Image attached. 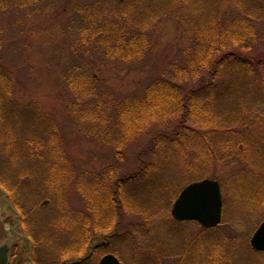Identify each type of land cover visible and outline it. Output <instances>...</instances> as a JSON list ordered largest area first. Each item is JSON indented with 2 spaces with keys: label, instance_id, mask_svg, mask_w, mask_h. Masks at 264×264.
I'll return each instance as SVG.
<instances>
[{
  "label": "rangeland",
  "instance_id": "obj_1",
  "mask_svg": "<svg viewBox=\"0 0 264 264\" xmlns=\"http://www.w3.org/2000/svg\"><path fill=\"white\" fill-rule=\"evenodd\" d=\"M80 1L90 0H47L40 3L35 14H28L25 0H0V107L3 108L0 109V125L2 121L5 123L4 128L0 126V180L7 183L8 179H14L16 172L24 174L25 168L33 172L34 179L32 184L30 180L27 182L31 196L27 197L26 188L23 190L26 204L24 216L19 212L20 225L16 224V227L18 221L14 220V213L3 197L4 192L8 193L6 197L11 200L9 192L0 185L4 191H0V245L8 240L14 241L18 236L17 231L25 234L22 225L28 226L30 237L35 242L40 241L38 236L44 239L41 243L43 251L37 243L33 254L28 239H20L14 245L9 264H27L28 261L31 264L34 255L35 264H48V260L44 259L50 258L55 260H50L51 264L82 262L87 254H79L75 249L83 242V236L79 239L72 233L74 225L78 229L83 228V233L90 231V228L86 230L83 226V220L87 219H91V225L94 219L98 220L94 224L100 227V233H93L95 240H92L89 248L93 254L81 264H98L100 257L106 253L116 254L123 264H264V254L253 252L249 244L252 233L264 219V169H254L264 168V126H261L264 122L257 120L253 123V133L246 135L248 142L241 146L240 150L250 151L251 159L242 160V154L225 157L221 152L218 161L206 169L198 158L201 150L197 151L190 134L185 132L186 125L190 128L189 133L196 132L200 127L194 121V116L187 115L184 124L181 121L179 126L177 122L183 119V114L170 119L166 116L160 120H149L140 133L123 147H113L104 142L96 130L103 133L107 130L111 139H122L124 128L128 126L133 130L139 123L137 118L127 121L130 112L118 116L117 113L123 111L119 110L113 118L103 121L104 124L95 122L96 126L91 127L94 122L89 120L83 122L81 128L68 113L70 99L77 98V91L81 89L87 90L86 95L92 97L98 92L93 87L98 86L82 88L84 84L79 81L80 72L89 69L85 64L91 62L78 64L79 58L75 61L71 50L70 41L78 36L74 30L78 20L74 18L73 29L66 19L72 7ZM99 1L108 7V15L112 17L114 7L127 0ZM162 1L165 0H154V6ZM220 1L225 15L240 16L248 11L241 3ZM247 2L250 5L251 2ZM257 4L258 8H264L262 3ZM74 16L77 14L74 13ZM157 20L148 31L152 39L147 56L149 60L117 65L111 61L103 64L98 61L92 70L89 69L91 73L94 72L91 76L96 75L101 78V84L113 89L112 99L120 96L119 91H140L156 73V65L162 66L167 57L171 59L177 56L178 50L191 44L193 35L190 26L179 13ZM246 21L260 34L256 52L260 53L264 50V13L255 22L250 16ZM238 48V44L227 43V49ZM166 69L168 67H164V71ZM244 78L248 80V77ZM71 82L76 88L71 86ZM228 91L233 93L227 94V87L219 89L213 101L222 122H232V111L239 103L251 100L243 88H230ZM261 98L264 100V95ZM36 102L39 106L34 108ZM90 103L91 106L95 104L94 101ZM6 109L10 111L8 118L5 117V113H8ZM256 114L251 113L250 118ZM15 133L24 136L19 135L17 139L20 142L11 144V137ZM25 133L36 139H44L40 146L32 143L33 151L41 154L43 159L25 153ZM157 133L174 138V143L154 146L160 139ZM47 139L55 143L59 141L57 145L65 151L63 154L67 159L62 161V166L69 168L70 175L61 173L59 178L58 197L54 194V185L48 181L51 168H48L49 159L45 158L50 157L51 145ZM175 145L177 147H172ZM146 165L153 166L152 177L135 179L140 168ZM108 171L115 172L112 180L103 175ZM101 175L105 177V186L112 184L117 204L115 214L104 231L101 225L105 219H99L96 214L97 209L98 214H103L101 205L91 204L94 189L90 188L89 195H86V184L92 185L100 180L97 186L101 191ZM204 178L218 181L223 196L222 220L219 225L209 229L196 221H177L171 216L172 204L182 188ZM154 187L157 193L153 192ZM20 193L21 189L16 193L19 198ZM151 194H158V198L147 206L153 198ZM44 199H49V203L46 204ZM97 200L95 195L94 202ZM11 201L13 203V199ZM128 202L136 209L131 208ZM145 202L143 208L137 209ZM13 206L17 209L14 203ZM149 208L152 210L149 211ZM70 211L71 214L74 212V220L67 221L66 226L56 222V219L65 216L64 212L70 214ZM84 212H87L85 216ZM49 235L47 241L45 237Z\"/></svg>",
  "mask_w": 264,
  "mask_h": 264
},
{
  "label": "trees",
  "instance_id": "obj_2",
  "mask_svg": "<svg viewBox=\"0 0 264 264\" xmlns=\"http://www.w3.org/2000/svg\"><path fill=\"white\" fill-rule=\"evenodd\" d=\"M43 1L47 2V0H25V9L29 10L28 14H35L40 3ZM231 1L243 4L248 10L247 13L245 15L242 13L240 16L233 14L225 15L222 11L220 0H165L157 6H154V0H127L123 1L120 5H116L113 9V16L109 17L108 7L99 0L76 3L75 7H72V10L69 12V18L66 19L73 29L75 28L72 25L74 18L78 20V23H75L76 28L74 29L78 36L76 39L70 41L71 50H73L72 53L75 55V61H78L77 58H79L78 64L91 62L90 64H85L88 65L90 70H92L95 62L98 61L101 64L111 61L117 65L118 63L145 62L149 60L147 56L150 54L152 39L148 31H150L152 26L154 27L157 19L160 20L163 16L172 13H179L185 22H187L190 26L193 39L191 44L177 51L179 53L177 56L171 59L167 57L162 66L156 65V73L145 83L144 88L142 87L140 91H129L128 93L119 91L118 95L120 96L116 99H112L111 97L112 88L106 87L104 83L101 84V78H97L96 75L91 76L94 72L91 73L89 69L82 70L80 72L81 77L79 78V81L84 84L82 88L98 86L93 87L98 92H95L92 98L90 95H86L87 90L81 89L77 91V98L73 99L71 97L69 103V106H71L68 108V113L74 118L75 123L81 126V128L84 125L83 122L89 120L94 123L100 122L104 124L103 121H107L109 117L113 118V115L115 116L119 110L123 111L117 113L118 116H123L130 112L127 121L137 118L139 123L133 130H130L128 126L124 128L122 139L119 137L111 139V135L107 130L104 133L101 130H96L98 137H101L104 142L113 147H119V145L123 147L125 143L132 140L133 136L135 138L140 133V129L149 123V120H160L166 116H169L170 119L175 117V115L183 114V119L180 118L177 122V126H179L178 123L180 122L181 124L182 121V124H184V118L190 115L194 116V121L200 127L196 129V132L189 133L190 128L186 125L185 132L190 134V138L196 144L197 151L201 150V155L199 154L198 158L201 159L200 163H202V167L205 169L207 167L210 168L212 163L215 164L218 161L221 152L225 154V157L230 155V158H232L235 155L239 156L242 154L240 156L242 160L245 158L251 159L252 155L250 151L240 149L241 146H244L245 142H248L247 136L253 133V123L257 120L264 122V100L261 98L264 95V50L256 53L257 49H259L257 37L259 38L260 34L246 20H249L250 16L252 22H255L258 16L260 17L264 13V8H258L257 4V2L262 3V6H264V0ZM247 1L252 4L250 3L249 5ZM29 6L30 8H28ZM74 13L77 16H74ZM228 42L238 44L239 48L237 50L227 49ZM222 49L225 50L220 52ZM164 67H168V69L164 71ZM244 76L248 77V80H245ZM71 86L76 88V85L74 86L72 82ZM226 87L227 94L229 95L233 93L228 91L230 88H243L248 92L251 99L247 103H239L237 108L232 111V122H222L220 120L221 117L218 116L216 107L213 106V101L218 90L225 89ZM88 96L90 97L88 98ZM93 101L95 104L91 106L90 102ZM38 106L37 102L34 103V108ZM0 109L3 108L0 107ZM6 111L8 113H5V117L8 118L10 111L8 109ZM251 113L258 114L254 118H250ZM94 123L91 127L96 126V123L95 125ZM0 126L4 128L5 123L2 121ZM261 126H264V123ZM157 134L160 139L158 143L155 142L154 146L166 142L174 143V138H168L167 135H163L162 133ZM19 135L15 133V136L11 137L13 138L11 144L20 142V139H17ZM20 136L23 137L24 135ZM41 141L44 142V139H41V137L36 139L34 136L25 133V153H30L29 155L32 157L37 156L39 159H43L42 155L34 152V148L32 147V143L40 146L42 144ZM46 141L47 143L49 141L51 145L50 157L45 158L46 160L49 159L50 166L48 168H51L48 181L50 185H54V194L58 197L60 195L59 178L61 177V173L69 176V168L68 166H62V161H67V159L63 154L65 151L57 145L59 141L56 143L51 139H47ZM56 145L57 152H60V154H57L54 150ZM172 147H177V145ZM179 152H181L180 149ZM243 152L245 153L243 154ZM249 163L251 162H247L246 164ZM151 167L153 166L146 165L141 167L135 179L141 180L147 176L152 177ZM156 168L159 169V167ZM254 169L262 171L264 168L255 167ZM23 171L24 174L16 172L14 179H8L7 183L0 180V185L9 192L11 200L13 199V203L22 216H24L26 205L23 190L26 188L27 197L31 196L28 193L27 182L30 180V182L32 181L31 184L34 183L33 172L27 168ZM27 171H29V176ZM113 174H115L113 171L103 173L110 180L113 179ZM94 175H96V172ZM103 175H101L103 180L101 191L97 186L101 180L92 185L86 184V195H89L88 190L90 188L94 189V191L92 190V195L90 194L92 198L91 204L95 206L99 203L101 210H103V214L102 212L98 214V207L95 208V210L97 209V217L105 219L101 225L103 227L101 228L102 231L107 229L108 223L115 214V205L117 206L115 200L116 192L112 184L109 186L108 183L105 186L106 181ZM27 177H29L28 180H26ZM135 179L133 177V181ZM14 182L17 187L14 185ZM19 189L22 190V194H19L20 198L16 194L19 192ZM153 192H156L155 187ZM95 195L98 198L96 202H94ZM151 196L153 195L151 194ZM155 198H158V194L148 201L149 204L147 206L152 205L151 202ZM44 202L48 204L49 199H44ZM146 203L142 207H137V209L143 208ZM128 204L131 208L136 209L134 205H131L129 202ZM149 209V211L152 210V208ZM64 214L65 216H61V219H56V222L58 221L63 226H66L67 221L74 220L72 218L74 212L73 214H71V211L70 214L64 212ZM85 214L87 212H84V216ZM94 221V223L98 222L95 219ZM75 222H77V219ZM94 223L92 222V225H94L92 229L91 219L83 220V226L86 230L90 228V231L87 233H83V228L78 229L74 225L72 234L75 233L79 239L83 236V242H80L75 252L87 254L82 259V262L89 260V257L93 254L89 251L91 247L90 243H92V240H95L93 233H100V227ZM28 229V226L22 225V231L31 239L33 254L36 251L37 243L41 246L38 248L42 250L41 243L44 239L42 236H38L40 241L35 242L30 237ZM50 236L45 237V239L47 238L48 241ZM79 239L76 241V244H78ZM96 248L97 246L94 247V249ZM44 260H48L47 263L51 264L50 260L53 259ZM35 261L36 256L34 255L31 259V264H35ZM82 262L80 261L77 264H81Z\"/></svg>",
  "mask_w": 264,
  "mask_h": 264
},
{
  "label": "water",
  "instance_id": "obj_3",
  "mask_svg": "<svg viewBox=\"0 0 264 264\" xmlns=\"http://www.w3.org/2000/svg\"><path fill=\"white\" fill-rule=\"evenodd\" d=\"M0 191L3 189L0 187ZM4 192V191H3ZM4 199L12 210L19 213L6 197ZM222 194L220 185L213 179H202L186 185L178 194L171 208L172 216L177 220H195L205 227H212L221 221L222 217ZM18 237L25 235L16 232ZM252 245L260 250H264V221L254 232L251 238ZM11 241H6L0 245V264H7L11 249ZM98 264H122L121 261L112 253L102 256Z\"/></svg>",
  "mask_w": 264,
  "mask_h": 264
},
{
  "label": "flooded vegetation",
  "instance_id": "obj_4",
  "mask_svg": "<svg viewBox=\"0 0 264 264\" xmlns=\"http://www.w3.org/2000/svg\"><path fill=\"white\" fill-rule=\"evenodd\" d=\"M263 220H264V219H263ZM253 233H254V232H253ZM253 233H252V235H253ZM252 235H251V237H250V239H249V244H250V247H251L252 251H253V252H256V253L264 254V250L257 249V248H255V247L251 244V238H252ZM17 242H18V241H16V242L13 244L12 249L14 248V245H15Z\"/></svg>",
  "mask_w": 264,
  "mask_h": 264
}]
</instances>
